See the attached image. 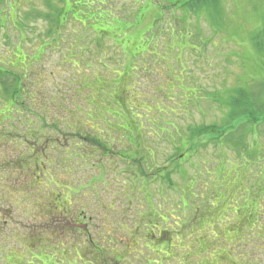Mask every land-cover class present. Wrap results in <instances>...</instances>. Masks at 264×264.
<instances>
[{
	"label": "rangeland",
	"instance_id": "rangeland-1",
	"mask_svg": "<svg viewBox=\"0 0 264 264\" xmlns=\"http://www.w3.org/2000/svg\"><path fill=\"white\" fill-rule=\"evenodd\" d=\"M181 3L0 0L4 86L17 76L49 109L46 124L61 117L65 132L52 133L43 157H30L21 134L37 135L25 122L38 120L21 124L31 112L11 106L4 119L0 83V264H264V114L224 134L228 96L264 83V0ZM105 10L127 23L103 19ZM107 99L126 105L112 114L130 121L140 145L109 130L110 149L96 150L65 125L102 138L97 126L116 122L97 120ZM10 123L14 135L5 134ZM209 126L222 133L189 141ZM45 174L55 185L43 191Z\"/></svg>",
	"mask_w": 264,
	"mask_h": 264
},
{
	"label": "trees",
	"instance_id": "trees-1",
	"mask_svg": "<svg viewBox=\"0 0 264 264\" xmlns=\"http://www.w3.org/2000/svg\"><path fill=\"white\" fill-rule=\"evenodd\" d=\"M58 1H61V0H58ZM103 1H105V0H103ZM181 1H182V3H181L182 7L185 6V5L186 6L188 5L191 8L201 7V6H205V5H207V6H216L217 3H218V0H181ZM175 2H178V0H171V4L172 5L175 4ZM46 3H47L48 6H50V2L49 1H46ZM65 6H66V4L62 5V7L59 10L60 13L58 12L59 14L54 16L55 22L58 24V27L61 25L59 23V18L61 16V11L63 10V8ZM255 7H256V5L254 6V8ZM99 9H102V8H99ZM101 16L103 17V19H107V20L110 18L111 19L110 21L112 23H114V24H119V23L126 24L127 23V22H125L123 20H117V18L114 17V16H111V14L109 12L106 13V10H105L104 13H101ZM96 17H97V15H94L92 17L93 19H89V20L85 21V23L86 24H89L90 22H92L93 24L96 23V21H95ZM46 18L47 19H51V15H47ZM262 21L264 22V10L262 11ZM7 75H10V74H7ZM16 77L17 76L13 77V79H14V85L12 84L13 88L12 89H9L8 87L6 88V94L5 95H6V98L9 99L8 100L9 103L7 104V107L5 108V113L9 114V115H7V117H5L4 119H8L9 116L12 117V112H11L12 108H15V111L17 113H25L24 111L31 112L28 115L26 114L24 116V118L18 117V121H20L21 124L25 122V120H26L25 118L28 117L29 115H36L35 118L38 120L37 123L33 120V118L28 119L25 123L27 125L35 127L30 132L34 131L37 135H35V136L31 135L33 137L31 139L28 138L26 134H21V137H23L25 139L24 143H25L26 147L30 151L29 152L30 155H31L30 157H33V153L35 151L36 154H35L34 159H39L40 157H43L44 153L47 154L49 152L48 151L49 148L47 147V144L53 138L52 133H54L55 135L60 134V133H61V135H65L64 134L65 132H63L62 129L60 128L61 124H59V122H58V120L61 121L62 118L60 117L58 120H57V117H56V119L53 118V119H55V120H53L54 122L52 121L53 124L52 123L46 124V121L44 120L45 118H42V115L50 114L49 109L46 106H43V105L37 103L36 101H34L32 99L33 96L29 95L28 92L25 90V88L24 87L22 88V86L20 87V90H22L23 93H22V95H20L21 91L19 90V87H16L17 84H19ZM6 83H8V81ZM22 83L23 82H21V84ZM21 84H19V85H21ZM259 88H261V89L259 90ZM255 90L256 89H254V90L251 89V90L248 91L247 89L239 88V89L235 90V94L233 96H231V95L228 96V99L225 102L226 105L224 104L225 105L224 106V108H225V125L227 126V128L224 129V134L227 133L228 128L231 129V130H229L230 132L235 133V131L240 126V125L239 126L237 125L239 122L245 123V121H246V122H248V124L253 125V124L258 122V118H257L258 116L257 115H263L264 114V98L262 97L264 95V83H261L260 87H258V89L256 91ZM120 94L123 95L122 92ZM250 95H251V97H250ZM51 98L56 99L53 96ZM118 98L120 99L119 96H118ZM24 99H27L28 101L31 100L30 103L34 107H36V109L29 110L30 104H28V105L23 104V100ZM251 99H253L254 101L258 102V105H259L258 108L255 109L253 107V105H250V103L252 102ZM106 101L107 102H105V103L108 104L107 106H104L101 109L98 108V110H103V112L100 113V116L97 118V120H99V118L101 116L108 115L112 120H116V122H113V121H110V120L107 119L106 121H104L103 123H101V124H99L97 126V127H99V129L105 131V134H103V136H102V138L104 137V140H102L103 144H100V142L98 141V138L102 139L101 136H100L101 135L100 133H96V134L94 132L90 133V134H88L86 132L83 133L81 131V129L84 128V125H80V124H76V125H71L70 126L66 122L65 125L68 128L70 127V129L73 128V127L76 128V132H75L74 136H77V137L81 136L83 139L89 140L90 141L89 144H91L92 147L94 149H96V150H99L100 148H103L104 150H109L110 149V146H109L110 144L109 143H110V141H112V138H111V140L109 138H107V136L109 135V130H111V131L120 130V132H119L120 135L119 136L121 138H124L125 142L134 141V138H135L136 139L135 142H138L139 143L138 145H140L142 143V139H141L142 135L140 134V139H137L135 137V135H134L135 129L133 130V128H131L133 126L131 125L130 121H129V123H127L126 121L120 122V121H122V119H120V117L117 116V114H112L113 112L115 113V111H117L119 113V109L122 108L121 106H125L126 107V105L120 103L119 100H115V101H117V102H115V101H112V100L109 101L107 99ZM124 103H126V102L124 101ZM38 105H39V107L37 108ZM107 108H109V110H107ZM257 111H259V112H257ZM253 116L257 119V122H252V117ZM4 119H2V120H4ZM101 120H103V119H101ZM232 125L234 126L233 128L231 127ZM9 128H11V129L10 130H5V134L6 135H14V133L17 131V128H15L12 123H10ZM3 129H5V128L1 129V127H0V135H1V132H2ZM37 129H39L40 131H37ZM42 129H43V131L46 130V132L43 133ZM127 132L131 133V134H127ZM220 133H222V130L216 129L213 126L196 128L192 132V134L190 135L189 141H193L197 137V135H198V137H200V136H214V135H219ZM125 136H128L129 140H128V138H125ZM40 137H44V139H42L41 142H38L37 138H40ZM45 138H46V143H44ZM53 140L55 141V139H52V142H53ZM127 143H129V142H127ZM50 144H51V142L49 143V146H51ZM127 149H130V148L128 147ZM134 156H135V153H134ZM27 160L28 159L19 158L16 161V163H18L19 165H23L24 163L28 164V165H26V167H27L26 169H31V167H33L32 166V162L31 163H26ZM263 161H264V159L262 160V162ZM37 163H38V165L40 164L39 162H37ZM41 167H42V169H45L44 168V164ZM158 172H160V171H158ZM258 177H259V183L264 187V182H263L264 181V168L259 170ZM18 180H19V178H18ZM23 183L24 184H32L31 181L23 182ZM38 184L42 185L43 186V190H44V188H48L47 187L48 184L49 185H51V184L55 185V182L54 181H50V182L48 181L47 184H42V183L38 182ZM260 195L257 197L258 200H260V198L263 196V193L261 192ZM67 213H66V218L68 219ZM77 216H79V215H77ZM263 216H264V214H263ZM80 217H82V212L80 213ZM69 218L71 220L70 216H69ZM243 218L246 219L245 215H243ZM74 231H77V230H74Z\"/></svg>",
	"mask_w": 264,
	"mask_h": 264
},
{
	"label": "flooded vegetation",
	"instance_id": "flooded-vegetation-1",
	"mask_svg": "<svg viewBox=\"0 0 264 264\" xmlns=\"http://www.w3.org/2000/svg\"><path fill=\"white\" fill-rule=\"evenodd\" d=\"M36 115H34V117H35ZM82 157H83V155H81ZM38 165V164H37ZM42 168V167H41ZM46 175V174H45ZM46 176H48L49 177V175H46ZM43 177H45V176H43ZM50 177L49 178H47L44 182L42 181V183H44V184H47L48 183V181L50 182Z\"/></svg>",
	"mask_w": 264,
	"mask_h": 264
}]
</instances>
